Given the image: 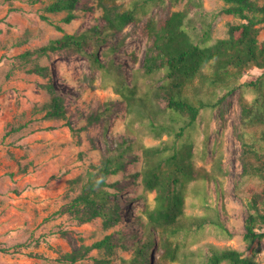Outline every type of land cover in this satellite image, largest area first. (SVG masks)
Returning <instances> with one entry per match:
<instances>
[{
	"label": "rangeland",
	"instance_id": "rangeland-1",
	"mask_svg": "<svg viewBox=\"0 0 264 264\" xmlns=\"http://www.w3.org/2000/svg\"><path fill=\"white\" fill-rule=\"evenodd\" d=\"M133 1L119 0L124 6L132 5ZM197 1L152 2L147 15L126 27L121 35L126 37L125 43L112 58H106L105 51L111 44H117L120 36L98 48L99 58L103 62L112 59L113 72H121L127 81L137 82L142 92L153 94L163 74H147L143 68L151 42L147 23L151 19L162 22L173 12L188 7L191 16L200 23ZM49 2L0 0V264H93L94 256L101 255L98 250L75 263L57 258L82 243L93 244L117 229L126 233L134 230L136 237L127 246L118 247L113 255L114 262L121 264L132 256V242L145 232L142 224L145 201L155 203V192L145 188L140 174L142 147L159 145L170 139V135L156 137L139 121L134 107L117 92V81L95 68L92 45L85 52L61 50L40 57L38 61L49 69V76L32 71L33 64L21 59L20 55L27 50L65 33H83L102 21L101 0H81L77 17L71 22L64 21L67 11L49 12L46 9ZM201 2L209 12L219 11L225 5V0ZM241 21L233 14L219 13L213 23V37H227L229 24ZM260 28V39L264 40V23ZM204 70L212 74L211 65ZM262 72L252 67L233 78L231 84L236 87L222 105L217 109L204 108L201 118L184 138L193 147L195 168L211 176L207 186L195 180L188 183L186 215L221 218L228 231L207 226L201 231L181 234L176 238L180 259L169 260L168 264L204 263L210 244L251 252L244 239L248 202L253 193L262 189L263 183L257 177L243 176L242 136L247 133L242 118L243 103L255 96L254 87L249 88L245 83L257 81ZM49 82L54 89L48 87ZM227 89L224 84L197 79L189 93L198 90L201 97L216 99ZM53 90L65 96L67 118H47L46 111L39 109L51 98ZM154 100L165 108L164 99L155 96ZM107 104H112L111 114L91 125L88 115ZM21 124L20 130L11 131L13 126ZM124 138L136 141L134 152L139 158L109 179L120 184L119 188L108 187L122 201L120 223L108 228L100 217L81 224L73 215L62 213L63 205L80 191V186L71 189L69 180L79 175L88 177L100 163L107 145L116 146ZM62 230H69L70 237L63 236ZM258 246L264 263V240L256 242L255 247ZM161 252L151 248L146 264H155Z\"/></svg>",
	"mask_w": 264,
	"mask_h": 264
},
{
	"label": "trees",
	"instance_id": "trees-1",
	"mask_svg": "<svg viewBox=\"0 0 264 264\" xmlns=\"http://www.w3.org/2000/svg\"><path fill=\"white\" fill-rule=\"evenodd\" d=\"M154 1L134 0L132 5L124 6L119 0H101V22L83 33H65L51 39L45 45L25 51L20 57L33 64L32 71L49 76V69L38 61L40 57L61 50L85 52L92 45L94 52L91 56L95 68L117 81V92L134 107L139 121L156 137L165 133L170 135V139L159 145L142 147L143 167L140 174L145 188L155 192V203L145 201V220L142 218L145 232L132 242L133 254L121 264H146L151 248L162 250L155 264H168L169 260L180 259V245L176 238L181 234L201 231L207 226L228 231L226 222L221 218L186 215L188 183L195 180L207 186L211 176L195 168L193 147L185 143L184 138L201 118L204 108L217 109L222 105L236 87V84H231L233 78L240 77L244 70L252 67L263 70V75L257 81L245 83L249 88L254 87L255 96L252 101L243 103L242 118L244 133H247V136H242L243 176L257 177L263 183L262 189L253 193L248 202L244 239L251 252L210 244L204 263L198 264H264L259 255L261 247H255L256 242L264 240V40L260 39L264 2L225 0L221 10L209 12L204 10L201 0H198L195 5L199 7L200 23L191 16L189 7L173 12L162 22L151 19L147 23L151 42L146 49L143 68L147 74H163L161 83L151 94L142 92L137 82L127 81L121 72H113V60L101 61L97 51L103 43L120 36L117 44H111L105 51V57L112 58L117 48L125 43L126 37L121 35L126 27L147 15L148 7ZM80 2L50 0L46 9L53 13L67 11L64 21L71 22L77 17L76 9ZM222 12L233 14L242 21L229 24L227 37L214 38L213 23ZM207 65L212 66V74L205 72ZM197 79L209 84H224L228 89L216 99H205L198 90L189 93ZM48 87L54 89L51 82ZM155 96L166 101L165 108L155 102ZM39 109L46 111L47 118L68 117L66 98L56 90ZM111 112L112 104H107L104 109L100 108L88 115L89 123H98ZM256 126L258 128L255 131L246 130ZM21 127L22 124L13 126L11 131H18ZM135 147L136 141L128 138L119 140L116 146L107 145L100 163L95 165V170L89 172L88 177L79 175L69 180L71 189L80 186V191L63 205L62 213L73 215L81 224L101 217L108 228L118 225L122 217V201L108 187L119 188L120 184L109 179L137 161L139 155L134 152ZM61 234L70 237L69 230H62ZM132 237H136L134 230L126 233L123 229H117L93 244L82 243L61 253L57 259L75 263L88 258L93 250H98L101 255L94 256L93 264H116L113 259L116 249L127 246ZM2 250L7 251V248Z\"/></svg>",
	"mask_w": 264,
	"mask_h": 264
}]
</instances>
